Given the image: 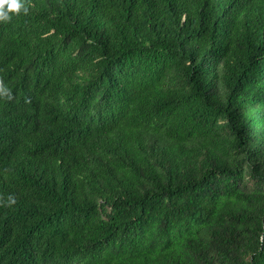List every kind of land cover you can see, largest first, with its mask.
Segmentation results:
<instances>
[{
    "label": "trees",
    "instance_id": "trees-1",
    "mask_svg": "<svg viewBox=\"0 0 264 264\" xmlns=\"http://www.w3.org/2000/svg\"><path fill=\"white\" fill-rule=\"evenodd\" d=\"M23 3L0 264H264V0Z\"/></svg>",
    "mask_w": 264,
    "mask_h": 264
},
{
    "label": "clouds",
    "instance_id": "clouds-1",
    "mask_svg": "<svg viewBox=\"0 0 264 264\" xmlns=\"http://www.w3.org/2000/svg\"><path fill=\"white\" fill-rule=\"evenodd\" d=\"M23 9L25 13L28 12V7L23 3V0H0V21H7L11 19L13 12L19 13ZM5 91H8L5 88Z\"/></svg>",
    "mask_w": 264,
    "mask_h": 264
}]
</instances>
